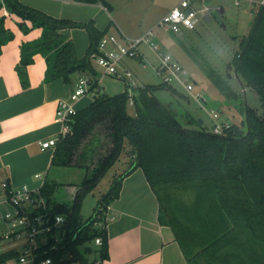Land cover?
Instances as JSON below:
<instances>
[{"label": "trees", "instance_id": "1", "mask_svg": "<svg viewBox=\"0 0 264 264\" xmlns=\"http://www.w3.org/2000/svg\"><path fill=\"white\" fill-rule=\"evenodd\" d=\"M74 1L99 3L110 10L104 0ZM2 8L20 18L17 26L23 34L41 29L38 39L20 46L15 70L23 89L29 86L26 67L36 54L45 57V82L61 79L70 83L73 74L85 73L89 92L98 87V73L90 54L109 26L100 31L93 20L55 18L19 0H1ZM71 28L84 29L89 36L88 50L80 59L75 57L72 42L61 33ZM13 38L0 15V55L2 47ZM236 41L238 50L229 66L243 87L259 98L262 108L258 112L245 107L243 127L231 124L221 134L195 127L201 121L175 107L180 108L179 98L186 96L163 83L135 87L126 83L122 93L94 95L88 106L71 117L70 133L56 143L50 165L84 169V180L72 205L55 200L58 183L46 180L40 190L51 216L66 217L65 241L57 252H48L54 264H90L80 248L97 237L102 239L99 259L108 258L105 224L94 226L97 221L93 217L105 213L119 196L122 180L136 169L142 170L158 199L159 223L172 230L190 264L200 259L205 264H264V6L254 15L247 34ZM215 85L225 97H236L230 87L219 81ZM130 87L132 95L128 93ZM159 90L169 91L176 105L159 100L155 95ZM130 99L135 108L133 117L127 113ZM125 143L130 147L126 168L112 180L93 214L83 219L78 210L82 197L122 153L126 154ZM13 256L15 251L0 254V264Z\"/></svg>", "mask_w": 264, "mask_h": 264}, {"label": "crops", "instance_id": "2", "mask_svg": "<svg viewBox=\"0 0 264 264\" xmlns=\"http://www.w3.org/2000/svg\"><path fill=\"white\" fill-rule=\"evenodd\" d=\"M19 1L55 18L77 22L93 20L95 27L100 31L109 26L105 37L109 34H120L135 38L149 29L156 30L161 17L169 11H164L152 27H146L147 29L139 33L129 35L115 23L111 11L99 3L88 4L74 0ZM234 5L237 7L235 11H231V8L226 11L221 3L215 4L213 0L197 2L195 6L199 10V21L193 30L202 27V24L209 25L213 18L225 17L228 22L235 25L233 33L227 37L234 38L236 41V38L247 34L254 13L250 12L246 15L244 8L240 10V4H236V0ZM252 9L251 7V11ZM0 15L4 17L5 27L14 34V38L2 47L0 55L1 199L3 197L2 182H7L9 186L14 187L22 185L36 187L40 185V181L34 176L40 174L43 182L47 180L60 184L56 179H49L47 173L51 168L54 148L41 150L40 143L58 136L60 123L56 121V107L59 100L73 103L77 110L88 106L92 100L88 98L90 93L78 101L71 98L78 79L88 78L85 73L73 74L70 83H65L61 79L45 82L46 61L41 54L34 55L33 62L26 67L29 86L23 89L15 70L20 59V46L38 39L41 29H32L29 33L23 34L17 26V23L21 22L20 18L9 13L5 8L0 10ZM26 24L29 25L28 22ZM183 31L184 29L181 32ZM61 33L72 42L75 57L82 58L89 47V36L86 30L71 28L64 29ZM157 35L158 40L159 34ZM158 42L163 49L165 46L163 41L158 40ZM141 53L145 61L143 50ZM140 64L142 66V63ZM122 66L130 70L126 61ZM95 70L98 73V87L91 91L92 94L104 92L103 94L111 96L124 92L125 81L101 76V70L96 68ZM129 151L130 147L126 146L124 161L126 166L129 161L127 155ZM79 186L80 184L68 183V187L72 190L71 197L73 193L79 191ZM55 200L64 203L56 198ZM158 212V199L142 170H134L122 180L119 196L110 204L109 214L113 219L105 226L108 258L103 260L102 264H190L185 259L172 230L159 223ZM258 252L263 251L259 249ZM195 264H205V262L200 259Z\"/></svg>", "mask_w": 264, "mask_h": 264}, {"label": "rangeland", "instance_id": "3", "mask_svg": "<svg viewBox=\"0 0 264 264\" xmlns=\"http://www.w3.org/2000/svg\"><path fill=\"white\" fill-rule=\"evenodd\" d=\"M104 1L110 6L115 23L126 34L133 35L147 29L146 27L155 25L162 13L177 5L180 0ZM202 1L198 0V3ZM260 1L238 0L239 8L240 10L244 8L246 15L250 12L255 15L259 11ZM213 3H221L226 11L230 8L231 11H235L237 8L234 5V0H213ZM251 7L253 8L252 11ZM202 25V27H198L193 31L184 29L183 32L177 34L172 33L165 27L154 29V33L159 34L158 40H162L165 45L162 51L176 59L185 69L187 76L196 83L193 94L187 93L179 84L173 86L187 98H179L178 105L180 108L175 107L177 110H187L192 118L201 121L199 125H194L197 128L203 127L210 131L215 123H228L229 125L235 124L243 127L245 125V107L254 108L258 112H261L262 108L259 98L249 88L240 84L232 67L229 66L234 53L238 50L237 41H234V38L227 37L233 33L235 25L228 22L225 17L213 18L209 25ZM141 50H143L146 57L144 68L137 61L126 60L131 70L129 71L132 73V84L142 86L161 83L155 72V66L158 63L155 55L145 47H141ZM92 65L99 69L94 62H92ZM215 81H219L223 86L230 87L235 92L236 97H225L215 85ZM197 92H200L206 98L207 106L202 105L199 100L193 98V95ZM89 93L88 98L92 100L94 94L91 91ZM103 93L101 92V94ZM128 93L129 95L133 94L131 87L128 89ZM101 94L97 93L95 95ZM155 95L161 101H172L176 105V98L167 90H159ZM210 109L218 114L217 119L212 118L209 112ZM127 113L131 117L135 116L134 106L128 105ZM125 145L127 146V143ZM125 159V154L122 153L118 161L82 197L78 210L83 219L93 214L101 197L108 191L112 180L126 168ZM47 173L49 179H56L60 183L53 196L61 202L72 204L77 191L71 197L72 190L68 187V183L81 184L85 177V170L75 167L53 166ZM183 197L185 196L183 195ZM98 249L99 247L95 245L93 240L87 241L80 248L84 258L90 261V264L99 259ZM85 250H90V253ZM71 264L79 263L74 262Z\"/></svg>", "mask_w": 264, "mask_h": 264}, {"label": "built area", "instance_id": "4", "mask_svg": "<svg viewBox=\"0 0 264 264\" xmlns=\"http://www.w3.org/2000/svg\"><path fill=\"white\" fill-rule=\"evenodd\" d=\"M198 0H180L177 5L169 9L159 20L157 27H165L174 34L183 29L193 30L199 21V10L196 8ZM236 0V4H238ZM264 6V0L259 3ZM204 11L208 9H203ZM154 29H149L135 38H128L120 34H109L100 41L96 49L90 54L91 62L101 70V76H110L132 84V73L122 66L126 60H134L142 63L144 57L141 47L147 48L153 53L158 61L155 72L161 83L167 86L179 84L183 89L193 94L195 82L187 76L185 69L170 54L164 53ZM89 78L78 79L71 98L78 101L89 93ZM202 105L207 106V100L200 92L193 95ZM132 104V100H129ZM77 109L73 103L59 100L56 107V121L60 123L58 136L40 143L41 150L54 148L59 139L70 133L71 117L76 114ZM210 115L215 120L218 114L210 109ZM228 123L213 124L211 132L221 134ZM40 181V185L30 187L22 185L19 187L9 186L2 182L3 197L0 199V254L15 251V256L7 259L2 264H54V259L49 251L57 252L66 237L67 230L64 225L66 217L62 214L51 216L47 200L41 195L40 190L44 184L40 174L34 176ZM107 207L104 214L94 215V226L106 224L113 219ZM51 241V245L48 244ZM95 245L100 247L102 239L97 237ZM103 260L98 259L93 264H102Z\"/></svg>", "mask_w": 264, "mask_h": 264}, {"label": "water", "instance_id": "5", "mask_svg": "<svg viewBox=\"0 0 264 264\" xmlns=\"http://www.w3.org/2000/svg\"><path fill=\"white\" fill-rule=\"evenodd\" d=\"M240 84L242 85V83L240 82ZM243 86V85H242ZM136 155H138V149H136Z\"/></svg>", "mask_w": 264, "mask_h": 264}]
</instances>
